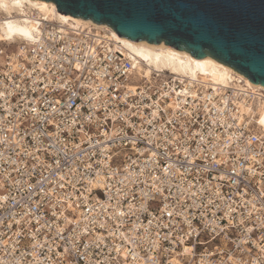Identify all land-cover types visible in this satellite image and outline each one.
Listing matches in <instances>:
<instances>
[{"label":"built area","instance_id":"obj_1","mask_svg":"<svg viewBox=\"0 0 264 264\" xmlns=\"http://www.w3.org/2000/svg\"><path fill=\"white\" fill-rule=\"evenodd\" d=\"M136 65L92 28L0 40V264H264L263 95Z\"/></svg>","mask_w":264,"mask_h":264},{"label":"water","instance_id":"obj_2","mask_svg":"<svg viewBox=\"0 0 264 264\" xmlns=\"http://www.w3.org/2000/svg\"><path fill=\"white\" fill-rule=\"evenodd\" d=\"M118 36L210 56L264 86V0H45Z\"/></svg>","mask_w":264,"mask_h":264},{"label":"bare ground","instance_id":"obj_3","mask_svg":"<svg viewBox=\"0 0 264 264\" xmlns=\"http://www.w3.org/2000/svg\"><path fill=\"white\" fill-rule=\"evenodd\" d=\"M0 40L6 42L31 41L37 31L41 20L58 24V27L92 28L96 35L111 40L115 47L125 55L131 57L137 71L148 75L151 71H169L175 74H184L199 77L215 85L227 86L234 82V86L244 87L254 96H262L254 109L259 117L258 123L264 128V86L253 84L243 78L244 85L237 84L239 76L230 66L221 63L210 56L201 58L193 57L185 50H178L165 44L151 43L146 40L133 41L126 37L118 36L106 24H98L90 19L74 17L57 11L53 2L45 0H0ZM260 92V93H258ZM244 113L254 112L251 105H240Z\"/></svg>","mask_w":264,"mask_h":264},{"label":"snow or ice","instance_id":"obj_4","mask_svg":"<svg viewBox=\"0 0 264 264\" xmlns=\"http://www.w3.org/2000/svg\"><path fill=\"white\" fill-rule=\"evenodd\" d=\"M261 123H264V120H262Z\"/></svg>","mask_w":264,"mask_h":264},{"label":"rangeland","instance_id":"obj_5","mask_svg":"<svg viewBox=\"0 0 264 264\" xmlns=\"http://www.w3.org/2000/svg\"><path fill=\"white\" fill-rule=\"evenodd\" d=\"M52 23H54V22H52Z\"/></svg>","mask_w":264,"mask_h":264}]
</instances>
